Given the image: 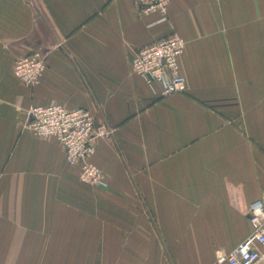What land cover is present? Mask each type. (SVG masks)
<instances>
[{
  "label": "crops",
  "instance_id": "crops-1",
  "mask_svg": "<svg viewBox=\"0 0 264 264\" xmlns=\"http://www.w3.org/2000/svg\"><path fill=\"white\" fill-rule=\"evenodd\" d=\"M0 0V264H215L252 231L264 196V0ZM176 34L182 94L133 75L134 55ZM46 55L34 88L17 58ZM83 108L112 130L82 183L31 106ZM257 264H264L259 262Z\"/></svg>",
  "mask_w": 264,
  "mask_h": 264
},
{
  "label": "built area",
  "instance_id": "built-area-1",
  "mask_svg": "<svg viewBox=\"0 0 264 264\" xmlns=\"http://www.w3.org/2000/svg\"><path fill=\"white\" fill-rule=\"evenodd\" d=\"M139 15L156 14L158 23L167 22L169 0H133ZM186 42L173 34L140 48L134 55L130 71L150 87H157L161 96L182 94L186 81L180 74L179 58ZM46 70V55L34 52L17 58L13 75L27 88H34ZM25 128L35 137L53 138L61 148L69 166L78 169L79 180L87 185L105 188L108 182L92 158L96 142L109 138L112 130L97 123L90 111L67 110L61 105L31 106L24 112ZM251 233L235 248L218 253L215 264H257L264 262V196L254 202L247 213Z\"/></svg>",
  "mask_w": 264,
  "mask_h": 264
},
{
  "label": "rangeland",
  "instance_id": "rangeland-1",
  "mask_svg": "<svg viewBox=\"0 0 264 264\" xmlns=\"http://www.w3.org/2000/svg\"><path fill=\"white\" fill-rule=\"evenodd\" d=\"M90 186V185H89ZM93 187H96V186H93Z\"/></svg>",
  "mask_w": 264,
  "mask_h": 264
}]
</instances>
